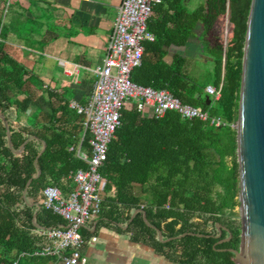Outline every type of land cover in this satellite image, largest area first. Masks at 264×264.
I'll return each mask as SVG.
<instances>
[{"label":"trees","instance_id":"16d2710c","mask_svg":"<svg viewBox=\"0 0 264 264\" xmlns=\"http://www.w3.org/2000/svg\"><path fill=\"white\" fill-rule=\"evenodd\" d=\"M250 4L209 0L206 15L194 13L197 21L210 26L230 8V56L225 58L221 37L207 44L205 56L213 67L203 81L185 70L183 58L166 61L171 46L167 40L157 36L144 42L141 65L131 72V80L167 90L221 124L182 119L175 111L155 118L125 106L99 169L106 181L101 212L94 226L81 229L84 241L105 227L128 235L170 264H234L233 255L219 249H237L240 242L236 123ZM147 26L150 30L149 20ZM191 30L182 29L178 46ZM28 84L42 88L37 76L9 56L0 41V264H37L41 258L32 254L48 242L39 233L66 227L60 216L43 207L41 191L46 186L70 189L68 176L86 166L69 150L81 139L84 116L57 95L34 98ZM207 86L220 89L217 100L206 93ZM45 99L58 105L50 104L40 114ZM81 148L89 152L86 137ZM133 184L143 187V197L134 194ZM218 225L230 232L228 242L217 243ZM228 232L223 230L220 239Z\"/></svg>","mask_w":264,"mask_h":264},{"label":"crops","instance_id":"0c3cea01","mask_svg":"<svg viewBox=\"0 0 264 264\" xmlns=\"http://www.w3.org/2000/svg\"><path fill=\"white\" fill-rule=\"evenodd\" d=\"M208 3L209 0H157L148 19V30L154 37L160 36L171 45L166 48V61L171 63L176 56L183 58L188 73L204 68L202 81L213 67L205 56V46L222 38L223 29L230 37L232 31L227 14L217 17L210 26L196 20L194 13L209 12ZM119 4L120 0H0V32L4 29L0 41L9 56L37 76L42 83L40 94L50 93L68 103L84 105L107 50ZM190 27L185 44L178 46L182 29ZM50 104L58 105L54 99H45L39 105L40 114ZM132 189L136 196L143 197V187L133 184ZM62 190L66 192L68 188L64 185ZM36 230L38 234L39 228ZM93 237L96 241L86 240L82 250L86 264H170L152 249L132 242L126 234L101 227ZM14 254L15 251L11 253ZM37 264L63 263L44 257Z\"/></svg>","mask_w":264,"mask_h":264},{"label":"built area","instance_id":"2783aa9c","mask_svg":"<svg viewBox=\"0 0 264 264\" xmlns=\"http://www.w3.org/2000/svg\"><path fill=\"white\" fill-rule=\"evenodd\" d=\"M155 1L120 0L107 50L101 66L95 71L92 91L84 105L69 103L71 110L84 116L81 139L69 150L86 166L68 176L71 181L68 191L58 186H46L41 191L43 207L60 216L66 227L40 232L48 242L32 254L37 258L52 257L63 264L87 263L82 253L86 241L80 231L94 226L101 212L106 181L99 169L106 160L108 145L120 126L121 111L125 106L133 105L142 115L155 118L163 117L167 111H175L182 119L210 120L216 127L221 124L218 119H210L200 108L182 104L167 90H155L131 80V72L141 65L144 42L154 40L147 22ZM205 91L214 100L220 97V89L207 86ZM148 109L149 113H146ZM85 137L88 153L81 148ZM89 241L95 242L96 238L91 237Z\"/></svg>","mask_w":264,"mask_h":264},{"label":"water","instance_id":"95a60500","mask_svg":"<svg viewBox=\"0 0 264 264\" xmlns=\"http://www.w3.org/2000/svg\"><path fill=\"white\" fill-rule=\"evenodd\" d=\"M229 10L227 5L228 21ZM236 131L240 242L228 251L234 264H264V0H251L248 13ZM217 229L219 236L228 232L219 225ZM230 238L228 232L218 243Z\"/></svg>","mask_w":264,"mask_h":264},{"label":"rangeland","instance_id":"374dc122","mask_svg":"<svg viewBox=\"0 0 264 264\" xmlns=\"http://www.w3.org/2000/svg\"><path fill=\"white\" fill-rule=\"evenodd\" d=\"M229 39H230V36L229 34L227 33V31L225 29H223L222 31V45L224 47V51H225V58L227 59L229 56H230V52H231V49H230V45H229ZM204 68H198V70H195L194 72H189V74L192 76V77H195L197 80L201 81L202 80V77L204 76ZM28 88L32 89L33 92H34V98L40 96V92L39 89H34V87H32L30 84L27 85ZM237 219H239V214L237 216Z\"/></svg>","mask_w":264,"mask_h":264},{"label":"flooded vegetation","instance_id":"af4514ba","mask_svg":"<svg viewBox=\"0 0 264 264\" xmlns=\"http://www.w3.org/2000/svg\"><path fill=\"white\" fill-rule=\"evenodd\" d=\"M221 235H222V234H221ZM218 236H219V233H218L217 237H218ZM218 238H219L218 240L221 241V240H225V239H227L228 236H227L226 238H224V239H220L221 236H219ZM219 241H218V242H219ZM228 241H229V240H227V241H225V242H223V243H226V242H228ZM218 242H217V243H218ZM218 244H222V243H218ZM228 249H232V248H226V247H224V248H220L219 251H223V252L227 251V252H229ZM229 253H231V252H229ZM231 254H232V253H231ZM232 255H233V254H232ZM233 259H234V256L232 257V260H233ZM233 262H234V261H233Z\"/></svg>","mask_w":264,"mask_h":264}]
</instances>
